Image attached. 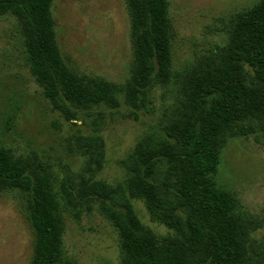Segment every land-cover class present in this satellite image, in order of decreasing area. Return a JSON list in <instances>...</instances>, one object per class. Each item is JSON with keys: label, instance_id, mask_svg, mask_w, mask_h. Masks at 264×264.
Returning a JSON list of instances; mask_svg holds the SVG:
<instances>
[{"label": "trees", "instance_id": "trees-1", "mask_svg": "<svg viewBox=\"0 0 264 264\" xmlns=\"http://www.w3.org/2000/svg\"><path fill=\"white\" fill-rule=\"evenodd\" d=\"M53 3L0 0V17L17 23L35 83L75 127L63 141L67 156L83 161L73 172L45 152L19 155L0 144V193L23 199L34 231L30 264H79L65 251L66 215L78 220L94 204L117 233L120 264H264V244L256 240L264 233V216H254L220 182L232 141L264 143V0L231 16L223 46L180 69L173 62L169 0H126L134 59L125 85L66 64ZM156 90L171 98L159 124L120 162L122 180L110 185L99 179L106 112L124 106L130 116L148 113ZM133 201H141L168 233L145 226Z\"/></svg>", "mask_w": 264, "mask_h": 264}, {"label": "rangeland", "instance_id": "rangeland-1", "mask_svg": "<svg viewBox=\"0 0 264 264\" xmlns=\"http://www.w3.org/2000/svg\"><path fill=\"white\" fill-rule=\"evenodd\" d=\"M261 0H169L174 31L173 62L177 69L208 55L227 40L225 27L231 16ZM52 14L57 42L66 64L88 77L125 85L133 62L131 23L126 0H54ZM12 17H0V144L17 154L45 152L52 162L63 161L73 171L83 161L67 156L64 138L75 127L52 109L35 83L24 60ZM150 111L130 116L122 106L106 112L103 130L105 166L99 179L113 185L122 180L120 162L136 143L159 124L162 111L171 104L156 90ZM80 125V123H79ZM60 171V169H58ZM220 182L235 191L243 206L256 217L264 216V143L253 138L230 143L220 166ZM141 222L155 232L168 230L151 221L145 205L133 201ZM263 230L256 236L264 244ZM34 231L18 193H0V264H30ZM64 246L79 264H120L117 233L94 204L77 220L66 215Z\"/></svg>", "mask_w": 264, "mask_h": 264}]
</instances>
